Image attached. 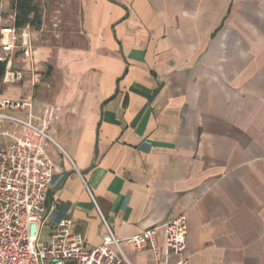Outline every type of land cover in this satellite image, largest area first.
I'll use <instances>...</instances> for the list:
<instances>
[{
    "label": "crops",
    "instance_id": "obj_1",
    "mask_svg": "<svg viewBox=\"0 0 264 264\" xmlns=\"http://www.w3.org/2000/svg\"><path fill=\"white\" fill-rule=\"evenodd\" d=\"M78 9L61 41L36 54L43 83L33 85L19 51L14 59L30 95L13 99H32L36 115L59 108L45 144L56 171L42 237L70 220L94 248L101 214L121 240L186 214L188 264H264V0ZM123 249L132 264H154L149 249Z\"/></svg>",
    "mask_w": 264,
    "mask_h": 264
},
{
    "label": "built area",
    "instance_id": "obj_2",
    "mask_svg": "<svg viewBox=\"0 0 264 264\" xmlns=\"http://www.w3.org/2000/svg\"><path fill=\"white\" fill-rule=\"evenodd\" d=\"M32 32L30 25L20 30L14 24L0 26L3 85H19L26 79L27 71L15 66L17 51L29 69L33 85L37 84ZM58 110L56 104L47 103L36 115L32 99L0 98V264H132L124 252L125 243L138 251L149 249L154 264H163V245L175 257L170 264H188L186 214L126 240L116 236L101 214L105 232L102 243L94 248L80 233L70 231V220L56 226L48 241L43 239L47 221L44 202L56 171L45 153V144L53 142L49 131ZM9 111H24L27 117ZM6 124L14 129L6 128ZM6 140L12 143L7 145ZM88 191L96 203L89 188Z\"/></svg>",
    "mask_w": 264,
    "mask_h": 264
},
{
    "label": "rangeland",
    "instance_id": "obj_3",
    "mask_svg": "<svg viewBox=\"0 0 264 264\" xmlns=\"http://www.w3.org/2000/svg\"><path fill=\"white\" fill-rule=\"evenodd\" d=\"M38 4L42 10V26L39 30L33 29L32 37L34 41L35 51L37 59L42 54L43 50H47L48 47L53 48L61 41L59 37L60 31H66L74 27L75 15H78V0H38ZM14 24V12L11 9L10 0H0V26L11 27ZM24 68H28L22 61ZM41 76L37 80H42L46 73H40ZM47 83V80L45 81ZM44 83V84H45ZM37 85V84H36ZM22 86V85H18ZM17 85H3L0 82V98H14L18 94L29 96L30 90L27 86L23 89H19ZM42 86V85H40ZM38 86L32 87V95L35 98L44 96L42 91L37 90ZM6 128L14 129V126L6 124ZM12 140H6V144L10 145ZM45 239V238H43ZM49 239L45 240L48 241Z\"/></svg>",
    "mask_w": 264,
    "mask_h": 264
},
{
    "label": "trees",
    "instance_id": "obj_4",
    "mask_svg": "<svg viewBox=\"0 0 264 264\" xmlns=\"http://www.w3.org/2000/svg\"><path fill=\"white\" fill-rule=\"evenodd\" d=\"M14 12V25L22 29L27 25L39 28L42 24V10L38 0H10ZM0 79L4 73V64L0 65Z\"/></svg>",
    "mask_w": 264,
    "mask_h": 264
}]
</instances>
